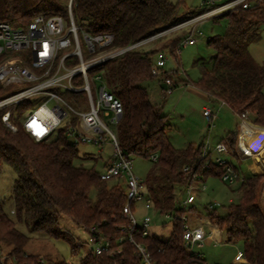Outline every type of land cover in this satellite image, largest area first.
Here are the masks:
<instances>
[{
    "label": "trees",
    "instance_id": "trees-1",
    "mask_svg": "<svg viewBox=\"0 0 264 264\" xmlns=\"http://www.w3.org/2000/svg\"><path fill=\"white\" fill-rule=\"evenodd\" d=\"M69 1L0 0V23L26 27L38 15H58L68 20ZM249 2V8L239 5L214 18H227L228 30L224 36L208 40V45L217 51L214 66L202 70L194 86L206 94L212 104L224 101L233 113H249L253 123L264 128V67L249 50L260 38L264 26V0ZM184 7L183 0L176 3L170 0H72L71 9L79 28L92 36L113 34L112 48H118L136 44L208 10L201 5L181 17ZM182 37L160 38L129 50L90 72L96 74L103 70L106 88L122 104L123 114L116 124V133L123 156L127 159L157 156L144 184L152 197L155 213L171 215L172 231L166 240L155 234L135 236L147 246L155 264L208 263L195 252H187L183 246L184 219L194 210L195 204L187 210L179 208L176 194L192 185L196 176H202L204 181L209 178L222 181L224 173V167L215 163L212 153L203 157L202 143H190L184 148L173 145L167 134V116L162 114L161 107L151 102L147 87L142 85L158 78L152 74L155 55L168 50L178 57L176 48ZM165 40L168 41L163 48L150 49L149 45ZM162 73L164 80L172 81L173 87L188 84L186 80L175 79L177 71ZM13 90L14 87H3L0 83V98ZM64 96L79 105L74 93L67 92ZM30 104L25 101L16 107V115L22 114ZM3 113L0 112V168L3 164L9 165L17 178L12 188L14 218L0 203V249L16 264H42L39 255L26 251L31 238L18 228L23 224L32 233L69 241L76 253L81 245L70 232L61 228V216L69 218L78 228L96 226L114 242L122 236L120 227L128 224L124 213L127 204L125 180L105 181L100 177L102 170H97L96 165H75L76 160L87 158L80 156L78 145L66 136V126L57 129L49 139L37 142L17 120V132L6 127L2 122ZM239 133L238 123V130L223 139L230 147L234 156L232 164L239 175L237 187L232 190L237 199L231 201L224 215L211 208L209 221L227 235L229 243H243L245 262L238 264H264V209L260 204L264 173L244 175L237 153ZM131 207L134 211L136 205L132 203ZM218 228L214 226L219 232ZM123 246V253L116 257L89 251L80 264H139L140 256L135 247L129 242Z\"/></svg>",
    "mask_w": 264,
    "mask_h": 264
},
{
    "label": "built area",
    "instance_id": "built-area-1",
    "mask_svg": "<svg viewBox=\"0 0 264 264\" xmlns=\"http://www.w3.org/2000/svg\"><path fill=\"white\" fill-rule=\"evenodd\" d=\"M202 5L208 7L204 13L184 19L176 26L136 44L118 48H112L113 34L92 36L76 25L71 9L72 0L68 4V20L58 15L49 17L38 15L26 27H13L5 22L0 23V83L3 87H14L10 94L0 98V112L4 111L2 115L4 125L13 132H17L18 126L15 121H19L23 129L37 142L49 139L57 129L63 126L67 127L66 136L76 145L79 143L103 144L105 135L111 139L114 160L104 166L100 177L105 181L118 178L125 180L127 204L124 207V213L127 215L128 224L120 227L123 234L115 242L96 226L90 229L82 227L81 229L88 234L89 251L95 255L106 254L109 257H116L123 253V244L129 242L140 256L139 264H155L147 246L135 238L136 234H141L143 237L151 235L153 217L149 213L138 217L136 211L141 203L146 211L154 210L152 197L144 181L134 173L132 159L123 156L117 133L112 131L102 119V116L111 117V123L116 125L123 114L122 104L106 86L97 90L95 95L89 74L93 69L122 56L129 50L148 45L160 38L171 37L184 30L187 32L181 39L180 47L195 45L198 39L204 36L198 30L204 21L224 15L239 5L249 8L251 3L249 0H202ZM83 42L88 50L87 57ZM165 64L164 57L159 56L152 66V74L160 76ZM93 79L101 80L102 77L94 75ZM75 80L82 81L83 85L74 86ZM163 82L167 86L163 93L168 95L173 83L170 79H165ZM67 92H84L88 100V109L85 110L81 104L72 107L64 96ZM25 101L31 104L22 114L16 115V107ZM216 105L212 108H203V116L209 123V128L218 118L220 110L227 106L224 101H219ZM238 117L241 131L237 141V153L243 160L241 155L247 157L248 153L241 145L240 135L246 126L251 128L253 126L248 122L249 113H243ZM263 140L258 139V143L263 145ZM209 153H214L215 163L224 167L222 182L230 186L236 184L239 175L232 164L234 156L227 142L222 140L213 146L207 140L203 143L202 155L206 157ZM254 153L257 154L255 158L258 162H262L263 153L260 149H255ZM150 159L156 161L157 156H151ZM198 183H205L202 176H196L192 185L177 192L176 201L179 208L187 210L196 203L198 191L206 189L204 185L200 189L196 188ZM132 203L136 205L134 211L131 209ZM211 208L214 206L211 205ZM164 216L171 219L169 214ZM184 221L183 246L187 252H194L195 246L202 247L206 239H214L213 233L207 234L203 226L189 225L186 223V218ZM197 256L200 259L203 258L201 254ZM242 258L243 253L238 252L236 259ZM0 262L16 264L2 249H0ZM39 262L46 264L42 259Z\"/></svg>",
    "mask_w": 264,
    "mask_h": 264
},
{
    "label": "rangeland",
    "instance_id": "rangeland-1",
    "mask_svg": "<svg viewBox=\"0 0 264 264\" xmlns=\"http://www.w3.org/2000/svg\"><path fill=\"white\" fill-rule=\"evenodd\" d=\"M174 3L179 0H170ZM185 7L182 9L181 17L186 16V12L191 9H198L202 5V0H183ZM223 2V1H221ZM262 2V1H261ZM218 18V17H217ZM228 19H208L204 21L198 30L203 33V37L199 38L195 45L186 47L177 46L176 58L168 50H164L158 55L154 56V60H158L159 56H163L165 59V66L162 71L172 72L177 71L174 75L175 79L186 80L187 85L180 84L178 87H171L170 94L163 93L161 88V82H163V73L154 81L145 82L142 85L148 88L150 99L153 104L161 107L162 114L167 116V134L170 141L176 148H184L190 142L196 144L204 143L209 140L210 144L218 143L226 138L230 132H236L238 130L239 117L233 113L228 106H224L219 114L218 118L214 121L213 126L209 128V123L203 116L204 107H216L217 105L209 102L201 92L194 86L202 74V70H210L214 66V58L217 51L215 48L208 45V40L217 36H224L228 30ZM187 31H182L178 34L171 35V39L182 37ZM197 34V33H196ZM81 38L83 36L81 35ZM84 41V40H83ZM162 41L157 44H151L150 49L163 48L166 44ZM147 46V48L149 47ZM83 48L87 57L88 50L85 48L83 42ZM180 48V49H179ZM180 50V51H179ZM250 54L252 57L264 67V26L261 29L260 38L250 45ZM94 75H100L101 80L93 79ZM91 84L96 95V91L105 86L104 71L100 70L96 74L90 73ZM161 81V82H160ZM164 83V82H163ZM73 85L80 87L83 85L82 81L75 80ZM75 99L78 104L84 106L85 110L88 109V100L84 92L74 93ZM67 101L72 107H76L72 101ZM248 118V122L253 128L246 126L244 129H252L253 136L257 135L259 126L255 125L252 121V116ZM112 116V113H111ZM104 123L112 130L116 132V125L111 123V117L102 116ZM258 127V128H254ZM241 131V127H240ZM244 131V130H243ZM259 137V136H258ZM103 144L92 143H79L78 150L80 156H84L87 160H76L75 165L79 166L83 164L85 167H91L96 165L97 170H103L104 166L114 160V147L111 143V139L108 135L104 136ZM257 142V140H256ZM251 143V142H250ZM252 144V143H251ZM256 144L253 143V147ZM254 153V150H252ZM87 155V156H86ZM90 156V157H88ZM257 156L254 153L250 158L241 155L240 166L246 177V171H252L253 173H264V154L262 155V162H258L255 158ZM153 161L142 156H133L132 165L133 171L136 176L145 181L148 177ZM248 163V166L244 169V165ZM261 169V171H260ZM255 176V175H254ZM17 176L12 168L3 164L0 168V203L3 208L10 213V216L14 218L13 209L14 201L12 198V188ZM206 186L205 190H199L197 193V201L194 206V210H190L185 216L186 223L193 226H203L207 232V226L209 221L210 206L213 205L214 209L220 214L227 213V208L231 201H236L237 196L232 193L233 189H236V184H225L217 178H209L205 183H198L195 187L202 188ZM94 193H92L93 196ZM260 204L264 209V193L262 189ZM136 215L141 217L142 215L149 213L153 217L151 234H155L159 238L166 240L169 238L172 225L171 219L163 215H159L154 210L146 211L142 203L138 206ZM61 228L67 230L75 238V242L80 244L81 247L76 253H73L72 247L69 241L63 239L51 238L42 233H32L25 225L19 224L18 228L28 235L31 240L26 247V251L29 254L39 255L46 263H55L58 261H66L69 264H80L81 258L89 252L90 245L88 244V234L81 228H78L69 218L61 216L60 219ZM218 227V226H217ZM218 236L219 232L215 231ZM243 243L236 244L229 243L227 241V235L223 233L222 240L210 241L206 239L202 247H194L196 254H201L203 259L212 264H233L244 263L245 258L237 260L236 256L238 252H243Z\"/></svg>",
    "mask_w": 264,
    "mask_h": 264
},
{
    "label": "crops",
    "instance_id": "crops-1",
    "mask_svg": "<svg viewBox=\"0 0 264 264\" xmlns=\"http://www.w3.org/2000/svg\"><path fill=\"white\" fill-rule=\"evenodd\" d=\"M161 82V81H160ZM163 82H161V85H162ZM162 88V86H161ZM148 89V88H147ZM164 90V89H163ZM149 92V91H148ZM201 94L208 100L207 98V95L204 94L203 92H201ZM150 98V96H149ZM151 100V99H150ZM209 101V100H208ZM152 102V100H151ZM253 133H256V132H253L252 129H244V131L241 133L240 135V142H241V145L242 147L245 149V151L248 153L247 155V158H250L251 156L254 155V153H252L251 149L252 150H255V149H260V152L264 154V129L262 130H258L257 132V135L255 134V137L253 136ZM259 136V137H258ZM258 139L260 140H263V145H260L258 143ZM257 140V142H256ZM247 141H248V144H247ZM252 144H251V143ZM190 143H193L195 145H199V144H196L195 142H190ZM189 143V144H190ZM253 143L256 144L255 147H253ZM216 144V143H215ZM188 145V144H187ZM214 146V144H212ZM213 155H215L214 153H212ZM246 166H248V163L246 165H244V169L246 168ZM261 171V169H260ZM247 175L248 176H254V175H258L260 172L258 173H253L251 170L250 171H246ZM206 182V181H205ZM198 198V197H197ZM197 201V199H196ZM201 226V225H200ZM214 226L217 227L216 224H212L210 221H208V226H207V234H210L211 232L213 233V240H222L223 239V231H221L218 227V230H219V234L218 236L216 235L215 233V229H214ZM210 241H213L212 239H208Z\"/></svg>",
    "mask_w": 264,
    "mask_h": 264
},
{
    "label": "water",
    "instance_id": "water-1",
    "mask_svg": "<svg viewBox=\"0 0 264 264\" xmlns=\"http://www.w3.org/2000/svg\"><path fill=\"white\" fill-rule=\"evenodd\" d=\"M161 86H162V88H163V89H166V88H167V86H166V84H165V83H162V85H161Z\"/></svg>",
    "mask_w": 264,
    "mask_h": 264
}]
</instances>
